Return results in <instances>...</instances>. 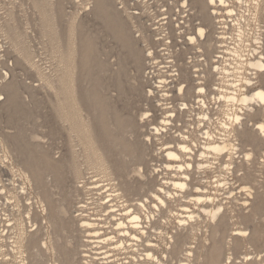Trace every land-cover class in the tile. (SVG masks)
<instances>
[{"label": "bare ground", "instance_id": "obj_1", "mask_svg": "<svg viewBox=\"0 0 264 264\" xmlns=\"http://www.w3.org/2000/svg\"><path fill=\"white\" fill-rule=\"evenodd\" d=\"M29 1L40 17L35 24L40 43L56 70L54 75L41 71L29 20L23 30L13 12L0 18V97L5 95L0 121L6 116L13 130L0 132V264H115L119 260H110L104 250L113 244L131 254L121 264H233L237 254L246 264H264L261 253L251 257L253 245L264 244L258 175L259 167L264 169V0H94L90 13L106 23L107 37L116 38L125 52L116 71L98 58L96 40L83 32L75 12H67L66 4L75 0ZM139 1L141 8L131 7ZM10 53L53 92L74 182L85 179L81 163L108 181L94 188L84 182L86 195L100 191L92 203L95 216L103 212L99 218L90 214L89 203L69 207L71 193L55 205L53 188L61 190L69 181L64 161L55 160L25 128L32 110L21 90H34L11 79ZM127 61L146 84L142 92L152 108L139 116L120 114L109 97L101 100L112 87L126 93ZM107 72L113 85L103 79ZM79 85L101 125L107 124L101 115L107 108L113 128L105 136L112 142L96 137ZM145 124L143 150L131 143L134 147L122 153L138 166L132 171L138 180H129L123 171L133 165L120 168L109 156L119 153L117 140L126 141ZM146 188L147 197L129 199ZM162 218L172 225L170 231L156 226ZM75 222L87 232L78 243ZM59 226L70 234L65 244ZM63 247L67 257L60 253ZM101 259L106 261L98 263Z\"/></svg>", "mask_w": 264, "mask_h": 264}, {"label": "rangeland", "instance_id": "obj_2", "mask_svg": "<svg viewBox=\"0 0 264 264\" xmlns=\"http://www.w3.org/2000/svg\"><path fill=\"white\" fill-rule=\"evenodd\" d=\"M93 1L94 0H75V2H73L72 4H68V5L66 4V6L68 7L67 12H69V13H73L72 11L75 12V15H77V17H79V18H77L78 22H80L82 24L83 32L87 36L93 37L94 40H96L97 48H98V53H97L98 58L102 61H108L110 64V67L116 71L120 67L118 65L120 60L122 59V57H125V52L123 51L120 42L116 38H114L110 35L107 37L108 33L106 32L107 29H105L107 27L106 23H102L103 21L99 20L97 17L94 16V14L90 13V10H91L90 8L93 6ZM111 1H115V0H111ZM130 1H131V3L134 2V0H130ZM140 3H141L140 1L136 2V5L131 6V7H140L139 6ZM11 12H13L14 17L17 19V22L20 25L21 29L24 30V28L26 26L25 22L27 20H29L31 22L32 30H30L31 31L30 32L31 33L30 40L32 42L31 44L33 46V50L34 49L36 50V51L34 50V52L38 56L36 58V61L39 62V65L41 67V71L43 73H47L49 75H54L55 70H56V63L50 57V52L47 51L45 45H42L40 43V40H41L40 39L41 35L39 32L40 25L37 28L35 24H36V22H38V21L41 22V21L39 19L40 17L37 15L38 13L34 10L32 2L29 0H0V18H3V19L8 18V16L10 15ZM229 20L230 19H228V21ZM61 26H62V28H61L62 30L66 29L65 25L62 24ZM32 31H34V32H32ZM140 45H142V43L137 42V46L139 48L142 47ZM263 51H264V48H263ZM123 53H124V55H123ZM3 54H4L3 52H0V55H3ZM17 59H18V57L16 56L15 53H14V55L12 53V56L10 53L8 55V57L6 58V62H7L6 67L11 69V75H12L11 79L16 80L17 82H22L21 84H24V85L27 84V86L29 85L28 87L32 86L33 88L32 87L31 88L34 90V94H35V96H34V94L31 93L28 88H23L21 90L22 91V93H21L22 98L24 99V101H26L27 104L29 103L30 108L32 110V116L30 118H28L30 120L27 119L24 122L26 125L25 128H27L29 134H31L33 136L35 134V136L37 137V138L35 137L37 140L36 142H39L44 147L45 150H48L49 154H51L52 157L55 158V160H63L64 161L63 173H64L65 177L69 178V181L67 183H65V185L63 186V189L58 190L56 188H53V191L55 193V195H54L55 205L58 206V204L62 203L63 200L67 197L68 193H71L72 198H70L69 200L67 199L69 201L68 202L69 207L71 205L72 206L77 205V207H80V206L87 205V203H89L90 207H88V208H90V214L93 215V218H99V215H101L103 212H98V216H95L97 214V212L95 210L96 205L92 204V203L96 202V199L99 197L98 193L100 191H97L96 189H94L93 190V194H94L93 196L86 195L84 188H83L84 182H87V185H86L87 188H94V187H98V186L107 185L108 181H105L106 178L104 177L103 174L97 172L95 169H91L85 163H81V169L85 175V179L81 180L77 184L71 178V175L69 174V166L67 163V159H68L67 137H66L64 131L61 130L60 124L58 123V121L55 117V113H54V109H53V103H52L54 100L53 92H51L49 89L43 87L44 86L43 82L35 74L34 70L30 69V67L28 65H26L25 63L19 62ZM130 61H127V63L128 62L129 63L126 65V68L128 67L126 69V71H127V83L126 84L124 83L126 93L120 94L122 91V87L119 91L117 88L112 87L110 92H108L106 94L107 96H104L103 98H101V100L105 101L106 97H109L110 98L109 102H110L111 107L115 108L120 114L139 116L140 113L147 112L152 108H151L150 104H148L146 97H145L144 93L142 92V87L144 88V85H146V84H144L143 82L140 81L138 72L135 69V66L133 65V63ZM157 70H158V68H157ZM110 74H111V72L108 73L106 76H104L103 79L107 80L111 85H113L112 80L110 79L111 78ZM114 78L115 77H113V79ZM130 83H132V84H130ZM140 85H141V87H140ZM131 86H134V88L136 89V93L131 89ZM261 86H263V85L261 84ZM81 88L82 87L79 85L78 95L80 94L79 95V98H81L80 102H81V104H83L82 105L83 109L85 111L89 112L91 117L93 116L92 119H93V123H94V130L96 132V137L98 138L99 141H103L106 143L112 142L113 140L109 139L108 135L105 136L107 134V131L109 129L113 128V126H110L109 117H107L108 116L107 108L104 106V108L102 109V112H101V115L104 116V119L107 121V124L105 123V124L101 125L100 123H98L99 121L96 118V115H95L96 113L93 112L92 106L90 105L89 101L85 98L86 97V90L84 89V87L82 89ZM29 92L31 94H33V95H31V98H30ZM120 95H122V96H120ZM1 96L2 97H0V99L5 97V95H1ZM35 97H37V98H35ZM33 98H34V100H33ZM31 101H33V103ZM150 113L154 114V111H150ZM5 117L3 116L1 119V121L2 120L3 121L2 122L0 121L1 122L0 123V132L1 133L2 132H13L12 129H9L7 127V118H5ZM215 117H217V116H215ZM29 122H31V123H29ZM141 125H143V124H140V126ZM141 128H138V127L135 128L136 129L135 130L136 136L133 135L134 136L133 137V136L129 135L126 141H123L122 139L117 140L118 144L120 145V151L117 154H114V155L112 154L115 158L109 156L110 159L112 158V161H115V163H117L120 168L125 169L126 166L129 165L132 167V165H133V167L130 169V171H125V170L123 171V173L124 172L126 173L125 175L128 177L129 180H132V179L138 180V176L135 175L134 173H132L133 169H135L138 166H137V164H135L136 163L135 160H133L134 162L130 161L131 158L133 157L132 155L130 157H128V159L126 161L125 158L122 157V153H124L125 148H128V147L132 148L137 144L143 150V148H144V146H143L144 136L143 135L149 134V130H148L147 124H145L143 126V129H141ZM103 132H104V134H103ZM130 136H131V138H130ZM103 145H104V143H103ZM107 146L108 145L106 144L104 148H105L106 152L107 151L110 152V150H109L110 147L109 146L107 147ZM76 148H77L76 150H78V151L80 150V147L79 148L76 147ZM51 152H53V153H51ZM118 154H119V156H118ZM259 161H261V159H259ZM257 167H259V165H257ZM89 168H90V170H89ZM259 170H260V172L258 173L259 181H260V183L263 184V188H260V190H263L264 189V173H263L264 169H262V166H260ZM128 172H130V173H128ZM118 174H120V172H118ZM239 184L240 183H237L234 187L235 188L238 187ZM76 187L78 188L77 192H76V189H77ZM60 188H61V186H60ZM107 189H109V187L105 188L104 190H101V192H103ZM238 190L239 189L237 188L236 191H234V192L238 193ZM110 193H111L110 191L108 193H104L103 196L109 195ZM147 195H148V189L146 188V189H143L142 191H140V190L137 191V193L135 195H130L131 197L129 196V199H141L144 196L147 197ZM237 196H240V194H237ZM92 197L94 199H92ZM119 202H121V201L116 200L114 202V204H119ZM70 217H71V215L65 216L66 219H68ZM102 218H104V217H102ZM163 219L164 218H162V220L160 219L161 223H157L156 226L160 227L161 229L163 228L167 231L168 230L170 231V229L172 228V225L171 224H164ZM76 223L77 222H75L74 225H72V226H75V230H76L74 232L75 240H76L75 242L78 243L80 241L82 242L85 240L86 235H87V234L85 235V233H87V232L84 231L85 229L80 228V226L78 227V225ZM67 227H69V226H67ZM259 228H260V230L264 231V226L259 225ZM70 229H71V232L73 233L74 227H71ZM58 232H59V234L62 235L60 238V244H65L67 242V240L69 239L68 236L70 234L68 235L67 231L62 232L61 226L58 227ZM89 239H91L93 241L97 240L96 237H89ZM152 239H153V242L157 243L153 237H152ZM262 243H264V239L262 240ZM115 245L116 244L105 245V246H107V249L104 248V250L109 251L108 253L112 256V258L110 257L109 259L110 260H119L118 261L119 263L115 262V264H121V262L123 263V262L130 260L128 258V256L130 257V255H131L129 253V251L128 250H121L118 252L117 250L113 249L114 247L112 248V246H115ZM262 245H264V244L258 243V244L253 245V247H252V253L253 254L251 255V257L257 255L258 253H261V255H264V248L262 247ZM60 251H61L60 253L62 256L64 255L65 257H67L65 255V253H66L65 247H63V249L61 248ZM160 252L161 251H159V253ZM100 256L101 255H99V257ZM236 257L237 258L235 259L233 264H246L243 261L242 256L237 254ZM78 258H79L78 260L80 261L79 256H78ZM104 260L105 259L97 260V262L100 263ZM112 264H114V263H112Z\"/></svg>", "mask_w": 264, "mask_h": 264}]
</instances>
